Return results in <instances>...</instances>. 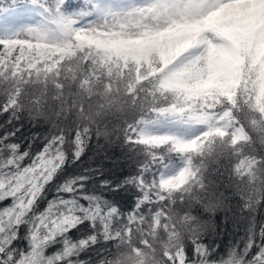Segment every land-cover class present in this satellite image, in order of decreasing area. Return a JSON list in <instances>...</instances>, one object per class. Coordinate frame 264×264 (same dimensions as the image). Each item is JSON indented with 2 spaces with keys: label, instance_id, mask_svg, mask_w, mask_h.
Returning <instances> with one entry per match:
<instances>
[{
  "label": "snow or ice",
  "instance_id": "snow-or-ice-1",
  "mask_svg": "<svg viewBox=\"0 0 264 264\" xmlns=\"http://www.w3.org/2000/svg\"><path fill=\"white\" fill-rule=\"evenodd\" d=\"M0 118V264H264V0H0Z\"/></svg>",
  "mask_w": 264,
  "mask_h": 264
},
{
  "label": "trees",
  "instance_id": "trees-1",
  "mask_svg": "<svg viewBox=\"0 0 264 264\" xmlns=\"http://www.w3.org/2000/svg\"><path fill=\"white\" fill-rule=\"evenodd\" d=\"M0 122H2V118H0ZM49 125L45 124L43 121L38 123L35 127H33L30 123L27 122V118H25V128L21 129L26 132V135H30V133H38L41 137L47 133ZM95 143V142H94ZM100 144L103 145L99 150V154L97 157H91L93 154L90 150L88 152V157H84V164L77 167V164H65L63 171H58L56 176L53 178L51 185V191H49L48 196L44 203L38 205L39 210H43L44 205L47 202V199H51L55 194V187L58 184H63L73 176L80 175L84 172V169L91 166L97 167L102 157L105 153L111 157V159L104 160L103 163L106 167L113 168L117 172V174H122L120 169L124 168L125 162L121 158L117 160V157L121 156V153L118 149H113L104 144V141L101 140ZM26 146V145H25ZM43 147V142L40 137L32 141V148L36 151H39ZM225 193V196L228 199L225 201V204L222 209L218 210L214 216H209L207 213L204 214V219H210L212 224L215 226L216 234L214 235L211 231V225L209 234L206 237L207 240H212L215 243H218L222 249H226V247L231 243L235 244L240 237L243 235V228L245 225V221L240 220L241 211L239 208V197L232 195L231 189H221ZM243 215L247 216V213H243ZM257 221L264 220V208L260 209L256 216ZM240 247H243V242H240ZM220 249L218 248L217 251ZM83 259H87V256L82 257Z\"/></svg>",
  "mask_w": 264,
  "mask_h": 264
},
{
  "label": "clouds",
  "instance_id": "clouds-1",
  "mask_svg": "<svg viewBox=\"0 0 264 264\" xmlns=\"http://www.w3.org/2000/svg\"><path fill=\"white\" fill-rule=\"evenodd\" d=\"M222 209V208H221ZM220 210V209H219Z\"/></svg>",
  "mask_w": 264,
  "mask_h": 264
}]
</instances>
